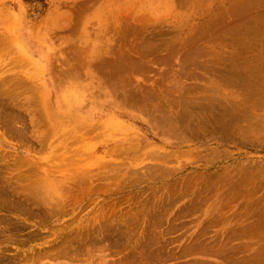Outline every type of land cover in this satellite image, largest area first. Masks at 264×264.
<instances>
[{"label": "rangeland", "instance_id": "obj_1", "mask_svg": "<svg viewBox=\"0 0 264 264\" xmlns=\"http://www.w3.org/2000/svg\"><path fill=\"white\" fill-rule=\"evenodd\" d=\"M153 262L264 264V0H0V264Z\"/></svg>", "mask_w": 264, "mask_h": 264}, {"label": "bare ground", "instance_id": "obj_2", "mask_svg": "<svg viewBox=\"0 0 264 264\" xmlns=\"http://www.w3.org/2000/svg\"><path fill=\"white\" fill-rule=\"evenodd\" d=\"M213 98H214V97H213ZM197 103H198V102H197ZM208 103L210 104V102H208ZM194 104H195V103H194ZM194 104H193V106H194ZM195 105H196V104H195ZM209 106H210V105H209ZM215 106H216V105H215ZM204 111H205V110H204ZM150 257H151V256H150ZM150 257H149V258H150ZM160 260H161V259H160ZM145 261H146V260H145ZM153 264H154V262H153Z\"/></svg>", "mask_w": 264, "mask_h": 264}]
</instances>
